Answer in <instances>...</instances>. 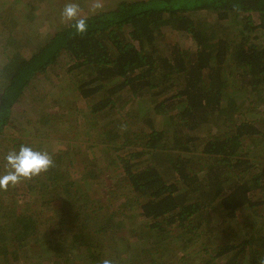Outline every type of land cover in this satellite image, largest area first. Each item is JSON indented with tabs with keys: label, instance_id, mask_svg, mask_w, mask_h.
<instances>
[{
	"label": "trees",
	"instance_id": "obj_1",
	"mask_svg": "<svg viewBox=\"0 0 264 264\" xmlns=\"http://www.w3.org/2000/svg\"><path fill=\"white\" fill-rule=\"evenodd\" d=\"M36 9V5L30 6L28 14L16 20L24 32L36 20ZM200 12L215 14L217 24L221 23L218 29L230 24L235 34L221 38L215 30L204 29L198 18L192 17ZM4 15L0 5V23L5 21ZM82 18L87 19L86 34L78 35L69 22L64 23L31 46L28 57L17 49L9 51L10 42H4L0 53V136L11 125L30 86L41 76H48L53 67L64 66L67 75L77 80L72 85L79 99L69 117L80 120L70 129L77 138L82 128L100 134L104 137L101 145H108L106 155L124 152L106 165L108 183L102 194L109 200L112 189H122L126 200L119 206L128 212L107 210L106 205L85 195V186L102 178L101 173L85 179L67 176L75 163L65 159L69 149L57 156L50 154L54 166L22 182L28 189L41 192L36 200L39 208L28 212L14 205L0 212V217L13 226L11 238L18 233L31 236L40 226L38 218L46 216L49 224L51 213L56 214L58 222L44 230L58 231V238L54 245L50 239L37 238L48 245L29 264H42L46 254H52L47 255L49 264H102L105 259L126 264L119 250L125 226L115 221L117 215H129V232L139 241L150 235V243L136 255L148 258L150 254L151 260L158 256L149 261L151 264H166L168 260L161 258L171 248L162 251L161 242L181 244L179 264H187L196 255V264H260L264 259L263 215L249 218L247 227L242 222L243 229H248L242 241L228 242L223 237L241 212L253 216L264 206V162L251 158L246 146L264 140V132L257 125H264V109L259 118L245 114L256 103L264 107V45L256 43L257 32L264 29V0H117L109 8ZM164 28L187 34L195 50L185 52L174 47L163 55L157 42ZM11 33L8 31L10 38ZM26 39L28 44L31 39ZM238 90H242L241 101L236 99ZM125 95H132L140 105L151 103L143 117L147 126L137 125L136 111L118 114L126 106ZM114 111L119 115L115 126L109 128V123L98 129L99 121ZM39 116L47 131L65 118L58 112ZM162 155L167 156L168 167L159 162ZM205 159L214 160L206 170L202 165ZM118 169L121 174L111 180L110 173ZM58 200L62 204L53 206ZM211 211L221 219L217 228L211 224ZM79 213L82 224H73L68 231L66 223L71 224V217H79ZM138 220H142L140 227ZM208 229L216 230L214 241L206 237ZM6 235L1 227L0 260L20 264L29 251L22 245L20 256L19 247L10 244ZM199 240L200 253H186ZM81 248L87 252L79 260L75 253L80 254ZM129 260L135 263L133 258Z\"/></svg>",
	"mask_w": 264,
	"mask_h": 264
},
{
	"label": "rangeland",
	"instance_id": "obj_2",
	"mask_svg": "<svg viewBox=\"0 0 264 264\" xmlns=\"http://www.w3.org/2000/svg\"><path fill=\"white\" fill-rule=\"evenodd\" d=\"M116 1L117 0H99V3L102 4V8L94 9L92 5L95 0H0V5L1 7H3V11L5 13L4 16L6 18L3 23H0V53H2V45L5 44L4 42L6 40H8L11 44V46L8 48L9 51L12 52L14 51V49H17L20 54L28 57L31 46L35 45L36 43L42 42L46 37L58 30L62 24L64 25V23H68L62 20L61 17V12L65 4L67 3H77L80 7V16L84 17L92 12H101L104 9L109 8L110 3L114 5V2ZM33 5H36L37 9L35 11L37 12V17L36 20L32 22V24L24 32V29L19 26V24H17L16 20L20 21L22 16H26V14H28L27 12L30 11H28V8L30 6L33 7ZM192 17L194 19L198 18L197 20L203 24L204 29L209 28L210 30H215L216 35H219V37L221 36V38H229L235 34V29L230 24H224L221 29H218L221 23L217 24V17L215 16V14H205V12H200ZM6 26H8L10 30L6 28ZM8 31L12 32L10 34L11 38L8 37ZM26 36H29L31 39L28 44V41H26ZM256 36L258 37L256 43L264 45V29H260L257 32ZM157 44L159 46L160 52L163 55H167L173 50L174 47L185 52L195 50L196 48L194 41L187 34L172 31L169 28L163 29V33ZM65 60L68 61L67 59ZM65 69L66 68L64 66H62L61 68L60 66L53 67V70L49 71L48 76H41L39 79H37V81H35V83L30 86L27 94H25L21 105L17 106L11 125H9L6 128L5 133L0 136V174H3L5 171L4 156L9 151L18 150L21 145H28L33 148L32 144H34L38 146L41 151H47L49 154L56 153V156L60 153H65L66 150L68 152L69 149L70 154L65 159H73L75 163L69 170H67V176L70 177L71 175H73L74 178L79 177L81 179H85L88 178L91 174L101 173L103 176L102 178H95L94 180H91L87 186L84 185L85 195L92 201L100 202L104 206L106 205L107 210L115 211L117 209H120L127 214L128 210L124 207L119 206L126 200V194H124L122 189H112L113 192L112 195L108 197L109 200L103 199L105 198V196L104 194H102V190L105 189L108 183L104 177V175H109V172L106 171V165L118 158V155L123 156L124 152L121 150V153L116 152L117 155L113 152H110L108 155H106L104 151L107 148L106 146L108 145H101V143H103L104 137L100 136V134L87 130L83 131V128L81 127L82 129L80 131L82 133H78L77 135L79 137L77 138L74 134V130L70 129V126H76V124H78L80 120V117H77V119L74 116H71L73 118L69 117V114L71 112L72 114L75 113V110L73 111V109L76 108V103L79 101V99L77 96V91L73 89L72 85V83L75 85L77 80L75 79V77L70 78L67 75ZM237 84L240 87L239 84H241V82L238 81ZM236 97L238 101L242 100V90H238L236 92ZM124 99H128L126 106L124 107V110L118 112V114L120 115L122 112H126L128 110L136 111L138 119L140 120L137 125L140 127L143 125L147 126L146 122L143 120V117L147 114L145 113V110L147 106L151 105V103L147 102L144 105H140L138 100L132 98V95H125L123 97V100ZM139 99L144 100L142 98ZM262 109H264V107L259 103H256L252 111L245 112L246 117L255 118L258 116L259 118V113H261ZM47 112H58L62 117L65 116V118L62 119L63 123H60L56 126V124L51 121L52 123H50L54 125L52 128H49V131H47L45 128L46 126L42 124L41 118H39L40 114H46ZM118 114L116 113V111H114L110 113V115H105L104 118L99 121L98 129H100L102 125H109V123V128L114 127V120H117V117H119ZM151 120H153V118H151ZM257 125L259 130L261 132H264V125L260 122H258ZM50 133L51 137L48 138ZM92 135H95V137L91 140V143H89V139ZM95 138L96 142H94ZM99 145H101V147ZM246 146L250 150L251 158H257L264 162V140L261 143L256 142L255 146L254 144L250 143H248V145ZM166 157L167 156L162 155V159L160 158L161 160L159 161L162 162L163 168L168 167ZM213 164V159H205V161H202V165L205 170L207 168L206 165ZM72 171H74L75 174H73ZM63 172H65V170ZM119 174H121L119 169L116 172H111L110 179L113 180L114 176ZM201 177H203V174H201ZM37 191L38 189L36 190V192L28 189L22 182L17 184L15 187L10 186L6 191L0 190V212L3 211L2 208L5 209L4 207L10 208L14 205H19L20 209H24V211L28 212L39 208V203L36 200L41 196V192ZM60 204H62V202L58 200L54 203L53 206H59ZM76 211L78 210L73 209L74 213ZM74 213H72V215H74ZM48 214L50 215V212H48ZM51 214L52 216L50 217L52 220L49 224L54 225L58 222V218L56 217V214ZM257 215L264 216V206L262 207V209L260 208L259 211H255L253 216L250 214V212H241L239 214V219L235 222L236 224L230 227L223 239L228 242L232 239H240L242 241V236L244 237L246 236V233H248V229L246 231L243 229L242 222L245 223L247 227L246 223H250L249 218L253 217V219H255ZM128 216L126 218L124 216L118 215L115 217V221L122 223V226L124 223L125 226V228L123 226L124 232L122 233L123 237L121 236L122 241L119 247V250L121 251V258L126 264H130L131 262L129 260V257L133 258L136 264L138 263V261H140L142 264H151V262H149L151 260L149 258L150 254L147 256L148 258H145V254H143L142 256L136 255V251L138 249H143L146 244L150 243L151 237L149 235L145 237L144 241H139L136 235H131V233L129 232V226L132 224L130 223ZM71 218L72 223H66V229L68 231H71L73 224L74 226H76L82 224L83 222V216L80 215V213L79 217L72 216ZM45 219L46 216H41V218H38V223L40 226L37 231H34L32 233L31 236L28 235V237L24 236L23 233H18L11 238L13 233V226L6 220V218L4 219L0 217V228L4 227L7 231L9 237L8 235H6V237L9 238V241L11 240L10 244L12 243L15 248L19 247V250H21L22 245H24V250H26L27 252L29 251V256L23 255L22 260L20 259V264H29L30 262H32V257L42 251L43 248L48 245V242L42 244L38 241L37 238H44L47 240L50 239L53 245L58 238V231L57 233H55L54 231L48 229L44 230L49 225L46 224ZM86 220L87 218L84 217V221ZM220 220L221 219L217 215V213L211 211V224L213 225V227L217 228L219 226V223L221 222ZM141 221L142 220L136 221L138 222V227L142 226V224H140ZM205 227L206 222L203 228ZM73 231L77 232L78 228L74 229ZM176 235L183 234H178V232H176ZM206 237H212L211 240L214 241L217 237L216 230L212 232L211 229H208L206 231ZM13 238H15L16 240L12 241ZM67 238L69 240L70 233L69 237ZM25 241L29 243H25ZM201 243L202 240H199L197 243L190 246V249L186 253L192 252L194 255L199 254L200 248H202ZM164 244L165 242L160 243V245H163L162 251H166V248L169 247L171 248V250L169 249L166 251L164 257L161 258V261H163L164 259H168L165 262L166 264H179V258L182 257V252L179 250L181 244L179 242L166 243V245ZM19 250L18 253L21 256L23 251ZM86 252V249L81 248L80 254L76 252L75 255L80 260L82 259V257H84ZM47 255L50 257L52 254L44 255V261L42 262V264H49ZM156 258H158V256ZM156 258L151 261L154 262ZM198 258V255L190 258L189 260H187V264H196ZM23 261H27V263ZM0 264H4L3 260L2 262L0 260ZM14 264L18 263H16L15 261Z\"/></svg>",
	"mask_w": 264,
	"mask_h": 264
},
{
	"label": "clouds",
	"instance_id": "obj_3",
	"mask_svg": "<svg viewBox=\"0 0 264 264\" xmlns=\"http://www.w3.org/2000/svg\"><path fill=\"white\" fill-rule=\"evenodd\" d=\"M92 7L102 8L99 0H95ZM62 20L69 22L76 34L84 35L88 31L86 18L80 16V7L77 3L65 4L61 12ZM5 171L0 174V190L6 191L10 186L30 181L46 173L54 166V160L47 151L34 150L31 146L21 145L18 150L9 151L5 156ZM102 264H113L110 259H105ZM260 264H264V259Z\"/></svg>",
	"mask_w": 264,
	"mask_h": 264
}]
</instances>
